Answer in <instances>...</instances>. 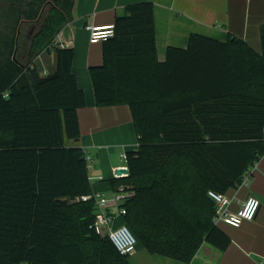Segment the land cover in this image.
<instances>
[{"label":"trees","instance_id":"trees-1","mask_svg":"<svg viewBox=\"0 0 264 264\" xmlns=\"http://www.w3.org/2000/svg\"><path fill=\"white\" fill-rule=\"evenodd\" d=\"M76 0H0V264H130L95 229L98 208L79 110L86 96L59 36ZM89 69L96 105L128 106L138 149L114 182L121 208L150 254L192 262L208 242L231 239L214 224L211 191L226 194L264 156V25L261 52L229 35L192 34L160 61L152 2L128 5ZM54 53L44 75L35 61Z\"/></svg>","mask_w":264,"mask_h":264},{"label":"crops","instance_id":"crops-1","mask_svg":"<svg viewBox=\"0 0 264 264\" xmlns=\"http://www.w3.org/2000/svg\"><path fill=\"white\" fill-rule=\"evenodd\" d=\"M152 2L155 7L156 41L160 61H165L169 47L187 48L192 34L226 41L229 35L243 39L261 52V27L264 25V0H76L74 18L60 33L59 44L74 49L73 73L86 96V106L79 110L81 138L75 144L91 158L90 179L94 193L111 200L117 188L114 182L128 177L116 176L127 167L123 153L138 149V136L128 106L100 108L96 105L91 67L103 64V43L91 44L89 27L115 24L125 15L128 5ZM42 74L56 69L54 53L41 54L35 61ZM229 211L237 212L254 197L261 202L254 221L239 228L226 224L218 227L230 239L226 250L205 242L189 264H264V156L246 173L242 185L230 189ZM107 211L114 227L123 223L120 207L110 202ZM130 264H185L150 254L138 245L129 257Z\"/></svg>","mask_w":264,"mask_h":264},{"label":"built area","instance_id":"built-area-1","mask_svg":"<svg viewBox=\"0 0 264 264\" xmlns=\"http://www.w3.org/2000/svg\"><path fill=\"white\" fill-rule=\"evenodd\" d=\"M88 29L90 32L91 44H100L105 40L113 38L115 35L114 24L108 26H91ZM121 159L124 161L127 160L126 153L121 155ZM87 160L90 163L91 158L88 153ZM123 168L128 169V167ZM209 195L217 205L216 215L214 217V224L216 226L226 224L239 228L244 222L254 221L261 206V202L257 198L250 197L237 212L232 213L228 209L231 203L229 197L213 191H211ZM130 196L131 191L126 186H119L115 196L111 200L106 199L97 193L82 198L83 201H89L92 199L96 201L98 214L95 222V229L98 234L108 237L116 250L123 256H131L134 254L138 246V240L127 225L122 223L120 226L114 227L115 217L109 214L107 209L110 206V202L119 206L120 215L123 218V216L126 215V210L121 208V206Z\"/></svg>","mask_w":264,"mask_h":264},{"label":"water","instance_id":"water-1","mask_svg":"<svg viewBox=\"0 0 264 264\" xmlns=\"http://www.w3.org/2000/svg\"><path fill=\"white\" fill-rule=\"evenodd\" d=\"M115 174L117 177H121L122 175H129V169L126 168L118 169Z\"/></svg>","mask_w":264,"mask_h":264},{"label":"rangeland","instance_id":"rangeland-1","mask_svg":"<svg viewBox=\"0 0 264 264\" xmlns=\"http://www.w3.org/2000/svg\"><path fill=\"white\" fill-rule=\"evenodd\" d=\"M49 74H51V71L49 72Z\"/></svg>","mask_w":264,"mask_h":264}]
</instances>
